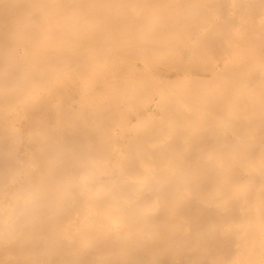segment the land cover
Wrapping results in <instances>:
<instances>
[{"label": "bare ground", "instance_id": "1", "mask_svg": "<svg viewBox=\"0 0 264 264\" xmlns=\"http://www.w3.org/2000/svg\"><path fill=\"white\" fill-rule=\"evenodd\" d=\"M93 162L132 203L71 183ZM23 186L0 264H264V0H0V205Z\"/></svg>", "mask_w": 264, "mask_h": 264}, {"label": "clouds", "instance_id": "2", "mask_svg": "<svg viewBox=\"0 0 264 264\" xmlns=\"http://www.w3.org/2000/svg\"><path fill=\"white\" fill-rule=\"evenodd\" d=\"M131 180L133 178L126 177ZM141 186L146 181H138ZM71 183L77 187L82 194L96 201H105L113 206L119 204H130L132 200L129 195L120 193L116 190L117 180L109 171L98 163H90L83 168L71 180ZM35 204V193L28 186L19 188L12 196L10 203L0 205V218H4L9 225L15 223L17 213H26Z\"/></svg>", "mask_w": 264, "mask_h": 264}]
</instances>
